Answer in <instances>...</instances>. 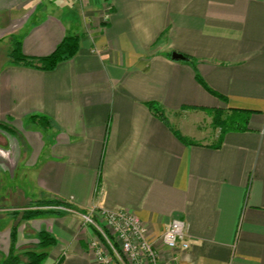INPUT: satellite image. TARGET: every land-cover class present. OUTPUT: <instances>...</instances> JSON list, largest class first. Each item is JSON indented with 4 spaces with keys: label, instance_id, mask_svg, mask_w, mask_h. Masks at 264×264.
<instances>
[{
    "label": "crops",
    "instance_id": "obj_1",
    "mask_svg": "<svg viewBox=\"0 0 264 264\" xmlns=\"http://www.w3.org/2000/svg\"><path fill=\"white\" fill-rule=\"evenodd\" d=\"M65 36L79 50L53 70L8 60L12 40L44 57ZM216 109L249 112L247 130L211 121L210 141L179 116ZM0 123V263L16 225L18 255L46 230L53 264H97L81 215L120 209L163 253L166 226L185 221L181 264H264V0H0ZM55 199L72 208L20 220Z\"/></svg>",
    "mask_w": 264,
    "mask_h": 264
},
{
    "label": "built area",
    "instance_id": "obj_2",
    "mask_svg": "<svg viewBox=\"0 0 264 264\" xmlns=\"http://www.w3.org/2000/svg\"><path fill=\"white\" fill-rule=\"evenodd\" d=\"M81 216L84 227L93 228L87 245L97 264H181L177 252L190 247L186 223L181 219L171 220L164 229L163 253L149 238L142 221L131 212L100 210L97 217L92 212Z\"/></svg>",
    "mask_w": 264,
    "mask_h": 264
},
{
    "label": "trees",
    "instance_id": "obj_3",
    "mask_svg": "<svg viewBox=\"0 0 264 264\" xmlns=\"http://www.w3.org/2000/svg\"><path fill=\"white\" fill-rule=\"evenodd\" d=\"M79 50V37L78 36H65L55 49L47 56L44 57H29L22 53L20 41L12 40L10 51L7 55L8 60L11 64L22 65L33 69L50 71L56 68V66L62 62L72 59ZM157 116L162 120H165L163 114L155 108ZM212 114V126L214 129H219L221 134L228 131H245L247 130V116L249 112L233 110V109H216ZM30 119L34 123L38 124L43 129L49 128V120L45 117L31 116ZM0 128L3 130H10L9 127L0 123ZM177 138L184 143H195L181 136L177 131H174ZM54 203L56 205H66L72 208L70 204H67L63 200H53L49 202H37L39 206L50 205ZM31 206H36V202L31 203ZM30 205L27 206L29 208ZM74 210V209H73ZM81 211L80 213H84ZM50 212L44 210H26L22 212L20 220H30L39 215L47 214ZM17 226H13L11 232V247L7 256L1 261L0 264H42L47 258V248L52 246L56 239L48 231L43 230L38 233V242L34 248L29 249L22 254L18 255L15 252V243L17 239ZM62 258H60L56 264H61Z\"/></svg>",
    "mask_w": 264,
    "mask_h": 264
},
{
    "label": "rangeland",
    "instance_id": "obj_4",
    "mask_svg": "<svg viewBox=\"0 0 264 264\" xmlns=\"http://www.w3.org/2000/svg\"><path fill=\"white\" fill-rule=\"evenodd\" d=\"M173 116H174L173 114L167 115L168 120L170 121L171 127L174 128V129L180 128L179 131L181 133H183V135H188V134H186V133L183 132L184 130L181 128V126H179L177 124V122H176V120H175V118ZM179 116L184 121L185 120H191V119H198L199 120L198 122H200V124H198V125H199V127H201V130L194 131L193 126H192L191 129H193V131H188L187 133H191V135L194 136V137H196V138L199 136V135L196 136L199 133L201 135V138L203 137V139H208L210 141H213V139H211L212 137L210 135L211 132H212L211 131L212 129L210 130V123H211L212 119L211 118L208 119L207 116H206V114L198 113L197 115H195V113L193 114L191 112H188V113L179 114ZM189 122L190 121H188V123ZM0 181H1L0 182L1 184H7V181H8V179H7V173L5 171H3V168H2V170H0ZM15 181H16L17 184L18 183L20 184L22 182V180H20L19 177ZM9 184H12V183L9 182ZM0 193L3 194L2 197L5 198V192L4 191H1ZM3 198L0 199L2 205H4L6 203V202H3V200H2ZM49 201H53V200H39V201H33V202H36V204H37V202H49ZM33 202H30L29 203L30 206H29V208L27 210H37V208H38L39 210H44V211L50 212V213H47V214H52V215L53 214L54 215L61 214V213H64L65 211H68V212L70 211V207L69 206H66V205H60V204L59 205H56L54 203H51L50 205L39 206L37 204L36 206L35 205L34 206H31L32 205L31 203H33ZM25 211H22V212H25ZM82 224H83V220H82ZM53 262L54 261L52 259L46 258L43 261L42 264H53Z\"/></svg>",
    "mask_w": 264,
    "mask_h": 264
},
{
    "label": "water",
    "instance_id": "obj_5",
    "mask_svg": "<svg viewBox=\"0 0 264 264\" xmlns=\"http://www.w3.org/2000/svg\"><path fill=\"white\" fill-rule=\"evenodd\" d=\"M171 58L173 60H176V61H178V60H185L186 59V57H184L183 55L178 54V53H175V52L171 54Z\"/></svg>",
    "mask_w": 264,
    "mask_h": 264
}]
</instances>
